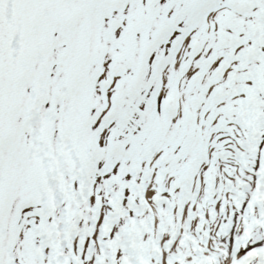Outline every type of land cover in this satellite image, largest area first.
<instances>
[{"label": "snow or ice", "instance_id": "1", "mask_svg": "<svg viewBox=\"0 0 264 264\" xmlns=\"http://www.w3.org/2000/svg\"><path fill=\"white\" fill-rule=\"evenodd\" d=\"M0 264H264V0H0Z\"/></svg>", "mask_w": 264, "mask_h": 264}]
</instances>
